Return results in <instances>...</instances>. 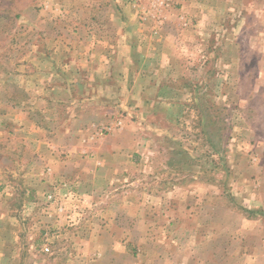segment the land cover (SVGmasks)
<instances>
[{"label": "rangeland", "instance_id": "1", "mask_svg": "<svg viewBox=\"0 0 264 264\" xmlns=\"http://www.w3.org/2000/svg\"><path fill=\"white\" fill-rule=\"evenodd\" d=\"M0 264H264V0H0Z\"/></svg>", "mask_w": 264, "mask_h": 264}, {"label": "crops", "instance_id": "2", "mask_svg": "<svg viewBox=\"0 0 264 264\" xmlns=\"http://www.w3.org/2000/svg\"><path fill=\"white\" fill-rule=\"evenodd\" d=\"M210 1V0H208ZM187 2H191V3H198V2H206V0H187ZM126 32V30H121L119 32H117L115 35L113 36H104L105 39V44L103 45V52L107 55L113 53L115 50L116 53H120V52H125V50L128 51H133L134 53L137 52H145L144 49H141L138 44H132L130 43L129 45H127V42H130L132 37V40H138V36L135 37V35L130 34ZM114 37V39L112 41H110L112 38ZM138 37V38H137ZM128 39V41H127ZM119 42V43H118ZM115 44V45H113ZM120 44V45H119ZM115 46V47H114ZM115 50L113 51L112 49ZM106 55H105V60L103 62V64L97 68V64L93 63L92 61L87 62V64H85L84 66H79V68L74 69V73L79 72V74H77V77L74 78L75 80H73V82H71V85L66 86L64 84H61L60 82H55V84H47L46 80L44 82V85L42 87V90H45L46 95L42 96L40 99H54L56 101H58V99H63L66 101H71L72 105H75V107H77L78 105H81V103H84L85 99H90V100H94L95 96L98 95H105V93L109 92L108 88L114 85H118L117 87H119L120 85H122L124 82H122V79H124V69H127V71L130 72V76H129V86H131L130 90L131 92H137V89H135L136 86H138V81L141 84V80L142 77L141 74H135L134 70H137V66L135 62L129 60L127 63V66L124 67L125 64H122L120 61L119 62H115L114 66H112L113 62L107 61L106 60ZM93 56V54H92ZM142 66H145V62L142 61ZM100 65V64H99ZM140 66V67H142ZM102 69V70H101ZM123 69V71H121ZM83 71H87V76L89 74H91L90 77H87V80H81L80 77H78L80 74H84ZM96 71H101V76L102 77H97L96 76ZM121 73V74H120ZM56 76L58 79V74L54 75ZM126 76H128L126 74ZM142 76H144L142 74ZM139 79V80H138ZM59 80L61 81L62 78L59 77ZM126 80V78H125ZM58 81V80H57ZM90 94V96L88 97V95H85L84 91L86 90ZM70 92H72L70 94ZM51 95H50V94ZM50 95V96H49ZM49 97V98H48ZM96 108V106H94ZM249 257H255L253 260H256V255L253 254H249Z\"/></svg>", "mask_w": 264, "mask_h": 264}]
</instances>
